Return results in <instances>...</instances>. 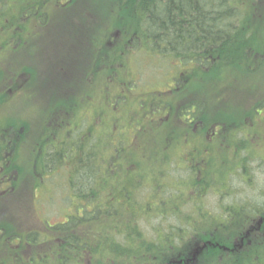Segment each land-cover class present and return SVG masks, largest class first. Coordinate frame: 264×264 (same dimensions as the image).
<instances>
[{"label": "trees", "instance_id": "trees-1", "mask_svg": "<svg viewBox=\"0 0 264 264\" xmlns=\"http://www.w3.org/2000/svg\"><path fill=\"white\" fill-rule=\"evenodd\" d=\"M113 7L118 17L108 13ZM89 8L87 56L78 55L91 64L77 84L85 93L73 114L75 152L59 159L62 172L72 171L61 186L75 216L56 231L63 240L77 231L83 259L75 264L86 255L94 264H264L261 234L252 245L240 241L264 211L246 189L264 173V0H0V119L18 118L11 102H25L26 36L65 40ZM55 23L43 35L34 25ZM1 130L4 141L19 132ZM201 150L210 154L209 173L196 172L191 155ZM119 173H135L139 185L120 187ZM237 242L243 248L235 250ZM71 243L45 264H73L63 253Z\"/></svg>", "mask_w": 264, "mask_h": 264}, {"label": "flooded vegetation", "instance_id": "flooded-vegetation-1", "mask_svg": "<svg viewBox=\"0 0 264 264\" xmlns=\"http://www.w3.org/2000/svg\"><path fill=\"white\" fill-rule=\"evenodd\" d=\"M68 44L64 40L41 38L34 44L25 45L26 56L21 62V79L23 80L21 88L25 90L23 92L25 102L16 112L17 119L21 122L17 131L19 130L20 136L23 134L27 137L28 134L31 137L33 130L37 129L35 135L38 133L40 140L38 144H34L35 135L32 139L18 140L17 149L9 148L13 142L11 140L7 142L8 146L5 150L4 146L0 145V147L3 146L2 149L0 148V203H4L6 207L5 213L0 217V264H17L18 260L24 264H45V260L48 259L46 251H53L55 256L60 257L66 241L72 243L63 250L65 259L73 264L78 258L83 259L82 252L80 255L76 252L77 231L69 230L64 237L65 240L62 239L60 232L56 231L75 215L70 213L61 222L51 223L45 219V211L42 208L45 204L54 205V194L62 189L66 190L61 185H65L68 179L73 177L70 169L61 171L59 159L61 156L70 157L75 152V144L71 139L72 123L75 122L73 114L81 104L78 100L85 93V88L77 84L82 83V78L88 77V67L91 64L78 54H74V59V55H67ZM34 47L39 52V58L32 61L30 57ZM77 57L81 63L79 67ZM7 67L9 68V65ZM10 67H12L11 64ZM82 69H86V73H82ZM78 78L81 79L80 82ZM10 92L15 95L14 91ZM85 104L88 107V104ZM89 108L92 109V106L90 105ZM90 109L86 108V111L93 114ZM171 115H174L172 111ZM86 121L94 124L91 117ZM185 121L192 125L197 122L188 117ZM33 122L40 124V127H34ZM199 128L203 129V125L196 124L195 130ZM215 132L218 131L215 130ZM262 132L264 133V130ZM216 133L214 135H217ZM14 135L11 137H15ZM262 139L264 141V138ZM193 146L191 149L188 146L187 149L192 150ZM209 155L206 150L195 151L191 155L199 169L196 172L206 171L204 158ZM261 158L264 163V154ZM123 162L127 164L129 160ZM184 170L185 168L181 173ZM206 172L209 173V171ZM254 175V179H259L260 183L257 185L247 183V194L258 196L259 198L254 197V201L251 202L264 209V173L261 171ZM119 180V186L122 188L139 185L135 173L132 177L126 173H119ZM259 189H262L261 194L258 192ZM128 194L122 193L118 202L124 204L129 199ZM89 233L87 238H90ZM257 233L264 239V211L262 217L254 219L253 223L249 224L240 241L244 243L245 239L247 245H252ZM33 235L37 238L35 242L29 241V236ZM22 237L24 241L21 240ZM241 248L243 247L237 242L235 250ZM12 250L18 253L13 258L10 255ZM84 253L89 254V248L84 249ZM89 257V255L84 257L85 264H92Z\"/></svg>", "mask_w": 264, "mask_h": 264}, {"label": "rangeland", "instance_id": "rangeland-1", "mask_svg": "<svg viewBox=\"0 0 264 264\" xmlns=\"http://www.w3.org/2000/svg\"><path fill=\"white\" fill-rule=\"evenodd\" d=\"M88 3V2H87ZM88 7H91L92 4L88 3ZM93 6L95 7V3H93ZM241 10H244L242 7H239ZM37 10H43L42 8H36ZM82 9H85V8H82ZM101 13L105 14L107 11H108V7H105L102 8V10H99ZM113 11V12H112ZM109 10V14L110 15H113L114 17H118V12H117V8L113 7V10ZM88 15H90V17H86L83 22L81 23H77L75 25H73L70 30L65 34V37H64V41H66L68 44L67 46V55H74V54H83V55H87V50L84 49V47L88 44L86 42L87 38L90 37V32L87 30V29H84L85 28V24L87 23L89 25V23L92 22V18H91V15H93V12H92V9L89 8L88 10ZM246 18L250 19V20H253V13H250ZM63 22H66V20H64ZM100 21H97V23H99ZM62 23V22H61ZM60 23V24H61ZM242 25H245V23L242 21L241 22ZM36 29L38 31H40V33L45 34V33H52L55 31V29L57 28V26L59 24H54V26L52 25L51 28H48V29H44L43 27H39L38 24H34ZM42 28V29H41ZM42 38V37H41ZM40 38V39H41ZM38 38H31L29 35L26 36V39L24 41V47L26 44H34V41L35 40H38ZM81 39H83V41H81ZM36 53V51L34 52V54ZM33 54V55H34ZM1 55H5V51H0V56ZM91 56H95L96 54H90ZM75 55L73 56V59H74ZM39 58V55H35L34 56V60H37ZM97 71H101V68L98 69ZM82 73H86V69H82L81 70ZM158 77V76H156ZM168 92H162L163 95L167 94ZM164 97H162L161 99H163ZM11 104L13 106H20L21 105V102L17 101V100H13L11 102ZM152 115L153 117H157L158 115H160V111L158 110H152ZM20 121L14 116V115H9V116H4L0 119V135L2 133V131L4 130H1L2 127H9V126H16L17 128H20ZM32 125L36 128H39L40 127V124H37L35 122L32 123ZM36 130L37 129H34L33 132H32V135L31 137L27 134V137L26 136H23V134L20 136L19 135V132L15 135V137H11L10 136V139L7 140V141H4L0 138V145H3L4 146V150L7 148L8 146V143L11 139H14L13 142H12V145L9 146L10 149H12V147L16 148L17 149V141L18 140H24V139H32V137H34L35 133H36ZM19 131V130H18ZM40 138L36 139L35 140V143L34 144H38ZM180 173H176L175 176H179ZM65 188V187H64ZM142 194H145L144 196H146V193H147V188H144L143 191L141 192ZM68 195V191L67 190H60V192H57L54 194V197H55V201H54V205H48V204H45L43 208V210L45 211L44 212V216H45V219H48L51 223H56L57 221L58 222H61L64 217L68 214H70L71 212H67V210H70L71 209V206L69 203L65 202L63 198L67 197ZM65 196V197H64ZM212 202V201H210ZM74 207V206H73ZM75 208V207H74ZM5 210H6V207H5V204L4 203H0V217L3 216V213H5ZM43 223V222H42ZM50 223V224H51ZM49 224V225H50ZM46 226V225H45ZM46 254L48 255V259L49 261L50 260H54L55 259V254L53 253V251H46ZM78 255H80L81 253L78 252L77 253ZM95 263V260L93 259L92 260V264Z\"/></svg>", "mask_w": 264, "mask_h": 264}]
</instances>
